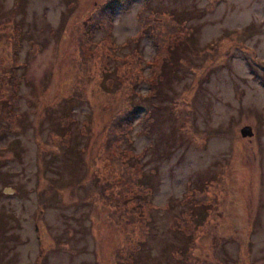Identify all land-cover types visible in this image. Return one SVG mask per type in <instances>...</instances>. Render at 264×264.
<instances>
[{
	"label": "rangeland",
	"instance_id": "rangeland-1",
	"mask_svg": "<svg viewBox=\"0 0 264 264\" xmlns=\"http://www.w3.org/2000/svg\"><path fill=\"white\" fill-rule=\"evenodd\" d=\"M109 2L0 0V264H264V0Z\"/></svg>",
	"mask_w": 264,
	"mask_h": 264
},
{
	"label": "trees",
	"instance_id": "trees-1",
	"mask_svg": "<svg viewBox=\"0 0 264 264\" xmlns=\"http://www.w3.org/2000/svg\"><path fill=\"white\" fill-rule=\"evenodd\" d=\"M116 1H120V2H116ZM120 3H123V4H128L129 3V0H111V2H109V4L107 3V7H105V8H103V9H100V10H95V15L94 16H91L92 17V19L91 20H93V18H94V20H95V18H96V22H97V24L95 23V22H91V20H88L89 19V16H86V19L84 20V24L87 26V28H86V26H85V30L86 31H89V29H91V28H97L98 26H105L106 27V30L108 31V39H110L111 40V42L112 43H109V47L111 48V47H113L112 45H114L113 44V41H114V39L112 38V35H111V32H110V30H109V26H110V18H109V15H108V12H111V9L112 8H115L116 6H118ZM105 4V3H104ZM103 5V4H102ZM101 5V6H102ZM101 6H99V7H101ZM151 11L152 12H155L154 10H152L151 9ZM140 13V12H139ZM98 15H102V16H98ZM149 15V14H148ZM171 15H172V17H171V19L173 18V20L175 21V22H177V23H179V24H176V23H173V22H171V21H167L166 23L167 24H170V23H173L174 25V27L177 29L178 27L179 28H181L182 26H181V22H180V19L179 18H177L176 17V14L175 13H171ZM139 20L141 21V30H140V34L142 35V36H145V35H147V36H149V37H153V35H157V33H158V31H155L156 30V24H157V26H158V24H160V22H157V21H155V20H152L149 16H141L140 18H139ZM92 23V24H91ZM150 23H151V28L149 27L150 26ZM162 24V23H161ZM170 28H173L172 26H169ZM174 30V28L171 30V31H173ZM175 31V30H174ZM89 33V32H88ZM90 35V38H92L93 39V35H94V33L93 34H89ZM89 37V36H88ZM138 37H140V35H138ZM86 40H88V38H86ZM94 41V40H93ZM156 41L160 44V47H163V42L161 43V41H162V39H160V37H159V34H158V38H156ZM180 42H182V39H179L178 40V42H177V44L178 43H180ZM175 46V45H174ZM174 46L172 47V48H170L169 49V54H168V56L167 57H165L163 60H162V62L160 63V64H158V65H160L159 66V68L157 69V74H156V76H155V80H156V83H154L153 84V87H154V89H155V92L153 93L154 95H158V94H161L162 93V90H161V86H160V84H159V75L160 74H162V78L164 79V80H168V78L169 77H171L170 75H169V72H171L172 70L171 69H169V64H170V61H169V59H171V58H174V57H178V53H177V47H175L174 48ZM159 47V46H158ZM168 49V48H167ZM157 53L158 54H160L162 51H161V49L160 48H158L157 49ZM13 84V83H12ZM14 85H15V83H14ZM140 95H142V92H140ZM146 98H147V96H146ZM132 100H134V98L132 97ZM15 101H16V98H15ZM123 134V133H122ZM122 134L119 136V138L120 137H122ZM124 143H126L125 142V140H123L122 139V141H119V142H117L116 144H119L118 146H117V148L118 149H121L120 147H121V145L122 144H124ZM120 146V147H119ZM114 160H115V163H117L116 161H117V158H114ZM140 160H141V158H140ZM120 162L118 163V167H121V168H123V167H127V165H129L130 163H127V162H125V163H122V160L120 159L119 160ZM112 163H114V162H112ZM140 168H139V166L138 167H136V168H134L133 167V170L132 171H135V173H136V175L133 177L134 178V180L130 177V180L132 179V181H133V186L132 187H137V186H139L140 187V204H142V206L143 207H145V204H146V206H147V214H149V218H150V215H151V208L152 207H154V202L152 201V195H151V189L149 188V186H147L146 184H145V182L142 180V177H143V164H142V161H140ZM140 169V170H139ZM123 172H124V168H123ZM127 176V175H126ZM122 180V181H121ZM121 180H119L120 181V183L118 184V182H117V185H115L116 187L118 186V185H122L123 184V186H125V184H126V182H124L123 181V179H121ZM140 184V185H139ZM146 185V186H145ZM137 189H138V187H137ZM122 190V189H121ZM205 192H207V191H205ZM204 192L202 191V192H200L199 194H197V195H194L193 194V192L192 191H190V195H189V198H185V197H183V199L180 201L182 204H187V207L188 208H191L192 209V207L194 206L193 204L195 203L196 204V199L193 201L192 200V198H194V196H201V194H203ZM205 196H207V195H204L203 194V197L205 198ZM185 198V199H184ZM201 198H202V196H201ZM188 199H190V200H188ZM151 202H153V204H151ZM193 203V204H192ZM205 203H207V202H204V203H200V204H205ZM198 205V204H197ZM196 205V206H197ZM125 211H127V210H125ZM138 213H139V211H138ZM142 219H144L145 218V216H142L141 217ZM148 223V222H147ZM148 226V225H147ZM124 239H126V238H124ZM137 239H139V238H137ZM127 241H128V237H127V239H126ZM136 247L135 248H140L141 247V245H139L140 244V240H137L136 242ZM126 245H127V243H126ZM125 246V245H124ZM125 248V247H124ZM134 253H135V251H134ZM133 256V255H132ZM127 257V256H126Z\"/></svg>",
	"mask_w": 264,
	"mask_h": 264
},
{
	"label": "water",
	"instance_id": "water-1",
	"mask_svg": "<svg viewBox=\"0 0 264 264\" xmlns=\"http://www.w3.org/2000/svg\"><path fill=\"white\" fill-rule=\"evenodd\" d=\"M241 133L244 137L253 136L254 135V129L251 125H244L241 129ZM8 189L13 190L12 188H8Z\"/></svg>",
	"mask_w": 264,
	"mask_h": 264
}]
</instances>
